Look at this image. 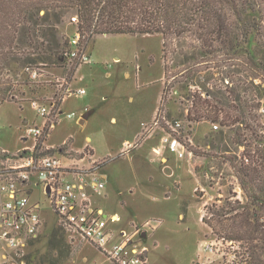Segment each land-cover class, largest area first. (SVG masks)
<instances>
[{
	"label": "rangeland",
	"instance_id": "374dc122",
	"mask_svg": "<svg viewBox=\"0 0 264 264\" xmlns=\"http://www.w3.org/2000/svg\"><path fill=\"white\" fill-rule=\"evenodd\" d=\"M73 17L76 15L69 12L59 30L68 42L77 29ZM180 45L164 62L158 34L98 35L87 46L92 63L79 66L70 81L67 63L13 65L9 70L10 88L0 90V98L5 94L7 99L0 103V151L14 153L31 145V141L22 139L26 129L42 123L32 103L55 102L60 111L58 124L48 138L37 143L45 140L57 150L67 142L65 149L58 151L61 155L48 153L56 154L64 165L84 156L100 165L106 184L99 193L88 194L91 207L104 210L107 226L116 235L122 230L131 235L135 227L146 231L142 244L148 249L147 264L195 262L207 256L208 243L214 250L209 264H240V243L238 246L235 242L234 247L217 239L202 216L204 206L212 203L246 202L226 160L243 149L229 128L209 121H190L187 113L193 98L210 101L203 87L224 90L234 86L231 79L241 85H250V79L244 71L234 73L235 68L240 69L236 66L225 68L223 80L218 81L220 77L209 58L190 48L189 40ZM70 47L68 43L65 52ZM194 59L200 62L191 76L185 65L193 64ZM28 69L37 72L35 80ZM68 85L86 93L59 101ZM164 89L166 98L161 102ZM241 95L249 101L255 98L264 108V85L247 93L241 91ZM83 116L87 117L81 124ZM161 117L170 124L180 123L178 137L191 156L178 158L169 151L163 141L166 134L152 127L153 119ZM160 124L167 126L164 121ZM125 143L137 147L126 150ZM30 199L42 208L43 228L40 237L26 249L25 264H108L107 258L87 242H67L41 187L33 188ZM114 213L119 216L118 222L110 221Z\"/></svg>",
	"mask_w": 264,
	"mask_h": 264
},
{
	"label": "trees",
	"instance_id": "16d2710c",
	"mask_svg": "<svg viewBox=\"0 0 264 264\" xmlns=\"http://www.w3.org/2000/svg\"><path fill=\"white\" fill-rule=\"evenodd\" d=\"M69 12L78 21L79 48H87L98 35L158 34L164 62L176 45L189 40L190 48L213 62L218 81L223 80L225 68L239 66L234 73L246 72L250 85L231 79V88L210 91L203 87L210 101L193 98L187 118L229 128L243 149L226 160L246 202L225 200L221 206H204L202 222L217 239L240 243V264H264V116L258 100L241 95L264 85V0H0L1 91L11 86L13 65L66 63L68 41L59 30ZM199 62L194 59L185 65L191 76ZM69 65L68 81L80 64L75 58ZM165 98L164 89L161 102ZM6 100L4 94L0 103ZM66 144L47 152L62 151Z\"/></svg>",
	"mask_w": 264,
	"mask_h": 264
},
{
	"label": "built area",
	"instance_id": "2783aa9c",
	"mask_svg": "<svg viewBox=\"0 0 264 264\" xmlns=\"http://www.w3.org/2000/svg\"><path fill=\"white\" fill-rule=\"evenodd\" d=\"M71 21L76 24L78 22L76 17ZM78 42L79 33L76 29L68 42L71 47L64 54L66 63L69 65L76 58L80 66L90 65L92 59L87 48H79ZM27 71L32 79L37 78L35 70ZM64 92L59 101H64L71 95L83 96L86 93L84 89L73 90L69 85ZM32 106L42 119L40 125L27 127L22 138L32 144L25 145L14 153L0 151V264H25L26 249L42 234V208L39 203L30 199L34 187H41L67 242L72 244L78 239L87 242L107 258L108 264H147L148 249L142 244V234L146 236V231L135 227L131 235L124 230L116 235L107 226V218H103L100 211L91 207L88 194L99 193L106 184V176L101 174L100 165H96L94 161L88 162L85 156L76 160L77 162L64 165L56 154H48L47 151L55 149L54 147L46 146L45 140L41 145L37 143L48 138L51 130L58 124L60 111L57 112L56 103H32ZM259 113L264 116L263 107L259 109ZM160 121H164L167 126H161ZM262 125L264 126V119ZM152 127L160 128L166 134L163 141L178 158H184L186 154L191 156L178 137L179 122L170 124L166 117H161V120L154 118ZM213 127L216 129L217 125ZM124 145L126 150L137 147L135 143ZM83 161L87 163L79 164ZM115 218L113 220L110 217V221L118 222L119 218ZM146 226L155 229L149 223ZM219 240L237 246L233 242ZM205 252L207 256L189 264L212 263V244L206 245Z\"/></svg>",
	"mask_w": 264,
	"mask_h": 264
},
{
	"label": "crops",
	"instance_id": "0c3cea01",
	"mask_svg": "<svg viewBox=\"0 0 264 264\" xmlns=\"http://www.w3.org/2000/svg\"><path fill=\"white\" fill-rule=\"evenodd\" d=\"M112 121H114V119H112ZM46 146H48L47 144H45ZM95 210H97V211H100L101 212V214L103 215V218L105 217V218H107L108 217V215H105V213H104V210L102 209V208H100V207H98V208H96ZM110 217H117V218H119V216L117 215V214H111V216ZM146 237V236H145ZM144 237V238H145ZM84 261L86 262V259H84Z\"/></svg>",
	"mask_w": 264,
	"mask_h": 264
},
{
	"label": "water",
	"instance_id": "95a60500",
	"mask_svg": "<svg viewBox=\"0 0 264 264\" xmlns=\"http://www.w3.org/2000/svg\"><path fill=\"white\" fill-rule=\"evenodd\" d=\"M87 116H83L82 119L80 120V123L82 124L84 122V120L86 119ZM26 124V122H25ZM105 218V217H104ZM143 238L145 237V234H142Z\"/></svg>",
	"mask_w": 264,
	"mask_h": 264
}]
</instances>
